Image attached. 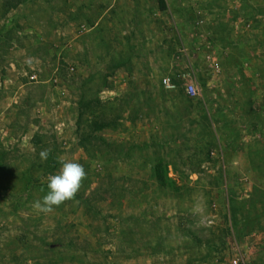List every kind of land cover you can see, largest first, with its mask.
<instances>
[{
	"label": "rangeland",
	"instance_id": "1",
	"mask_svg": "<svg viewBox=\"0 0 264 264\" xmlns=\"http://www.w3.org/2000/svg\"><path fill=\"white\" fill-rule=\"evenodd\" d=\"M80 6L112 15L65 52ZM233 260L264 264V0H0V264Z\"/></svg>",
	"mask_w": 264,
	"mask_h": 264
},
{
	"label": "clouds",
	"instance_id": "2",
	"mask_svg": "<svg viewBox=\"0 0 264 264\" xmlns=\"http://www.w3.org/2000/svg\"><path fill=\"white\" fill-rule=\"evenodd\" d=\"M40 156L47 159L48 151H42ZM86 176L85 168L79 162L63 161L58 172L47 176V192L33 202V207L39 212L50 213L65 201L73 200Z\"/></svg>",
	"mask_w": 264,
	"mask_h": 264
},
{
	"label": "crops",
	"instance_id": "3",
	"mask_svg": "<svg viewBox=\"0 0 264 264\" xmlns=\"http://www.w3.org/2000/svg\"><path fill=\"white\" fill-rule=\"evenodd\" d=\"M82 8H84V6H80L77 8L75 7L72 10H70V12H68L66 14V16L63 17V20H65V27H67V29H68V32L66 34L67 36L64 39V42L62 45V48L65 52L72 49V48L78 47L79 42H82L85 35H87V36L88 35H94V38L96 40L100 41L101 35L96 34V32L101 31V29H102L101 24H103V22L106 20V19L103 20L102 18L104 16L108 15V13L110 15H112V11L108 12L107 9H104L101 11L100 14L92 15L93 16L91 19L92 24L85 26L82 22L76 23V21H74V20H77L78 18L82 17V15H84ZM67 15H69L68 18H67ZM111 52H112L111 57H117V52H113V50H111Z\"/></svg>",
	"mask_w": 264,
	"mask_h": 264
},
{
	"label": "built area",
	"instance_id": "4",
	"mask_svg": "<svg viewBox=\"0 0 264 264\" xmlns=\"http://www.w3.org/2000/svg\"><path fill=\"white\" fill-rule=\"evenodd\" d=\"M155 1V0H154ZM217 67V64H216ZM72 70V68H71ZM35 76H32L31 79H33ZM161 84L163 85V87L169 91H174L177 88V84L176 82L170 78V77H163L161 79ZM185 91L187 94H189L190 96H195V88L193 86V84L191 83H187L185 84ZM231 264H240L237 260H233L231 262Z\"/></svg>",
	"mask_w": 264,
	"mask_h": 264
}]
</instances>
